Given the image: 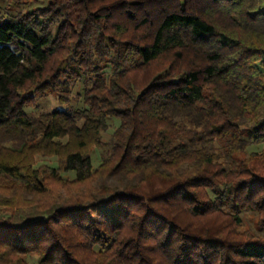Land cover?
Segmentation results:
<instances>
[{"label": "trees", "instance_id": "trees-1", "mask_svg": "<svg viewBox=\"0 0 264 264\" xmlns=\"http://www.w3.org/2000/svg\"><path fill=\"white\" fill-rule=\"evenodd\" d=\"M48 2L0 21V264H264V0Z\"/></svg>", "mask_w": 264, "mask_h": 264}, {"label": "rangeland", "instance_id": "rangeland-1", "mask_svg": "<svg viewBox=\"0 0 264 264\" xmlns=\"http://www.w3.org/2000/svg\"><path fill=\"white\" fill-rule=\"evenodd\" d=\"M48 0H0V21L2 19L14 18L18 15H24L27 12L37 11L38 9H44L48 7ZM55 28H52L54 33ZM70 62V59L66 63ZM84 82L85 78H80L77 83H74V98L67 105H61L55 94L48 95H37L35 103L33 105L27 106L25 108V113L28 116L35 117L40 114L50 113L54 110H67L69 108L80 109L83 107V94H84ZM109 130L106 134H103V143L105 146L101 149H95L91 153V161L93 169H97L102 162V157L109 150L108 144L111 139L113 131L119 126V120L115 118L108 119ZM67 140H63L66 143ZM264 149V144H254L246 149L245 152L240 154V158L249 160V155L253 152L260 151ZM57 160L56 158H38L37 166H47L50 168H55ZM63 178L66 181H73L75 178V172L71 171L63 174ZM58 185V184H57ZM55 186V196L65 197V196H77V195H87L94 190L92 182H88L79 188L73 187H61ZM214 197V194H211ZM242 219V224L238 229L239 232L243 234H250L256 237H261L264 239V231L260 227L261 217L253 211H245L240 214ZM107 213L100 212L99 218H107ZM26 264H38L37 257L27 258Z\"/></svg>", "mask_w": 264, "mask_h": 264}]
</instances>
